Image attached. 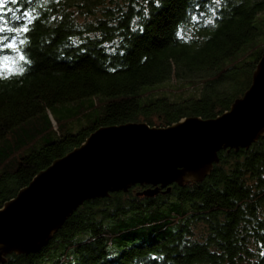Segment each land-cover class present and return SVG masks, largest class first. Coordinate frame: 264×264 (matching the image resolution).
Returning a JSON list of instances; mask_svg holds the SVG:
<instances>
[{
  "label": "trees",
  "instance_id": "trees-1",
  "mask_svg": "<svg viewBox=\"0 0 264 264\" xmlns=\"http://www.w3.org/2000/svg\"><path fill=\"white\" fill-rule=\"evenodd\" d=\"M263 49L264 0H0V208L101 126L220 114ZM167 79L182 80L177 96ZM83 98L99 113L61 129L52 108ZM218 155L199 182L85 200L40 250L0 264L59 248L55 264H264V135Z\"/></svg>",
  "mask_w": 264,
  "mask_h": 264
},
{
  "label": "water",
  "instance_id": "water-1",
  "mask_svg": "<svg viewBox=\"0 0 264 264\" xmlns=\"http://www.w3.org/2000/svg\"><path fill=\"white\" fill-rule=\"evenodd\" d=\"M264 135V49L243 94L220 114L188 116L167 126L129 121L101 126L54 159L0 208V262L46 245L85 200L148 185L152 196L170 184L199 182L221 149L248 148Z\"/></svg>",
  "mask_w": 264,
  "mask_h": 264
},
{
  "label": "rangeland",
  "instance_id": "rangeland-1",
  "mask_svg": "<svg viewBox=\"0 0 264 264\" xmlns=\"http://www.w3.org/2000/svg\"><path fill=\"white\" fill-rule=\"evenodd\" d=\"M181 79H167L159 84L157 86L163 87L164 90L162 92H165L169 94L171 97L177 96L175 86H178L181 83ZM168 87L169 89H167ZM242 89V85H238L235 87V89L231 91L232 95H236L240 93V90ZM194 96V95H193ZM52 112L57 120V122L60 125V128L64 129L65 131H76L79 128L85 126L89 121L94 119L96 115L99 113V108L92 104L91 98H83L75 102L65 103V104H59L52 108ZM33 122L37 124V126H40L42 129V132L39 133L41 135L46 134L49 138L55 137V123L52 126V128H48V125L46 122H42V119H40L39 116L35 117L33 119ZM33 122L31 121L30 127L32 128ZM28 123H24L22 125H27ZM21 126V125H19ZM19 126H16L12 129L13 131H23ZM18 128L20 130H18ZM24 133V132H22ZM39 144V142H37ZM107 224V223H106ZM62 252V248H59L57 250L52 251L49 255L47 254V259L41 261L38 264H55L57 259L60 257V253ZM111 257L112 254H109ZM68 263V262H67ZM66 264V260L62 263Z\"/></svg>",
  "mask_w": 264,
  "mask_h": 264
},
{
  "label": "snow or ice",
  "instance_id": "snow-or-ice-1",
  "mask_svg": "<svg viewBox=\"0 0 264 264\" xmlns=\"http://www.w3.org/2000/svg\"><path fill=\"white\" fill-rule=\"evenodd\" d=\"M24 30L27 31V28H25ZM21 59H23V57H21Z\"/></svg>",
  "mask_w": 264,
  "mask_h": 264
}]
</instances>
